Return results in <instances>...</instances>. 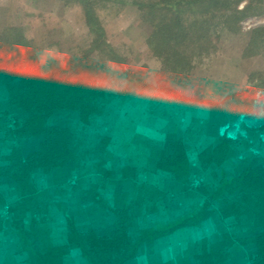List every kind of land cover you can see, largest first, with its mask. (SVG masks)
Segmentation results:
<instances>
[{
	"label": "rangeland",
	"instance_id": "1",
	"mask_svg": "<svg viewBox=\"0 0 264 264\" xmlns=\"http://www.w3.org/2000/svg\"><path fill=\"white\" fill-rule=\"evenodd\" d=\"M160 2L0 0V30L21 27L42 73L75 76L88 67L96 90L87 120L70 108L46 118L45 130L67 131L72 156L33 164L32 191L21 196L14 172L1 168L18 159L15 149L20 159L39 151L45 135L22 132L29 113L9 102L11 73L0 70V264L57 263L47 254L60 246L68 247L60 264H204L207 255L217 264L222 253L234 257L230 264H252L251 213L237 218L223 209L234 202L244 209L246 200L249 208L253 194L223 185L245 169L264 170V48L249 47L264 13L233 31L218 28L214 51L193 57L191 71H172L149 44L166 14ZM88 4L118 60L100 41L92 44ZM193 13L204 17L198 6ZM160 85L185 99L166 96ZM169 135L180 140L186 158L179 174L157 167ZM71 229L121 236L120 246L94 254L90 240L69 245ZM166 235L175 241L168 247L175 261L163 260L165 248L153 240ZM149 240L156 244L149 247ZM177 240L184 241L179 249ZM132 248L136 257L116 261L118 251ZM179 251L201 258L179 260Z\"/></svg>",
	"mask_w": 264,
	"mask_h": 264
},
{
	"label": "trees",
	"instance_id": "2",
	"mask_svg": "<svg viewBox=\"0 0 264 264\" xmlns=\"http://www.w3.org/2000/svg\"><path fill=\"white\" fill-rule=\"evenodd\" d=\"M241 2L244 3L239 6ZM139 4L143 9H155V4ZM160 4L166 14H163L156 23L155 27L158 30L153 33L154 38L149 41V44L153 52L163 59L164 69L172 71H191L193 57L205 56L214 51L215 45L212 40L217 36V30L233 31L248 16H260L264 13V0H161ZM260 4L263 5V9L259 6ZM85 6L86 23L93 33L92 44L95 45L100 41L111 52V54L107 53V56L118 60L119 57L113 51L112 46L103 40L102 26L93 16L91 7L89 4ZM194 6L200 8L204 17L195 19ZM193 15L194 19H191ZM250 46L263 50L264 25H258L251 29ZM3 68L10 70L12 78V81L6 85L9 102L29 113V117L24 120L22 132L29 131L31 134L43 132L45 135V142L39 151L31 153L25 159H20V153L15 149L13 158L18 157V159L8 167L1 168L7 173L14 172L13 177L20 188V195L24 196L25 193L32 191L28 169L33 167V164L40 166L41 163L72 156L67 145L69 140L67 131L55 127H48L45 130L46 118L57 109L70 108L78 111L81 118L87 120L88 114L91 113V104L96 90L91 84L93 82L91 76L86 73L89 71L88 67L75 73V76L58 77L57 72L42 73L34 51L24 39L23 30L19 26H8L0 30V70ZM159 90L176 99H185L171 87L160 85ZM181 147L180 140H176L172 135L167 136L166 143L160 152L161 158L157 162V167L175 174L185 171L186 158ZM223 189L239 192L250 190V193L253 194L249 208L246 200L244 209H240L238 203L234 202L229 204V209L224 208L223 210L225 215H234L237 218L243 214L251 213L254 232L249 238V247L252 249V255L249 257L252 264H264V170L245 169L229 183L224 184ZM228 210L230 213L226 212ZM147 234L153 237L152 234ZM119 237L121 236L116 238L98 236L93 231L77 233L71 229L68 243L72 245V242L75 241V245L82 247L87 240H90L91 245L94 246L92 247L94 254H107L110 248H119ZM131 244L126 240L128 248ZM205 247L206 245H204V249ZM66 248L68 247H55L47 254L48 256H57L58 262L51 260V264L61 263L62 256L67 252ZM118 252L119 254L116 256L118 262L123 259V261L130 260L135 256L134 248L131 249V252L128 249L122 253ZM223 255L224 253L220 254L221 257ZM48 256L44 257L46 261ZM208 258H210L209 255L205 256L204 264H211Z\"/></svg>",
	"mask_w": 264,
	"mask_h": 264
},
{
	"label": "crops",
	"instance_id": "3",
	"mask_svg": "<svg viewBox=\"0 0 264 264\" xmlns=\"http://www.w3.org/2000/svg\"><path fill=\"white\" fill-rule=\"evenodd\" d=\"M166 96H168V95L166 94ZM205 238H207V237H205ZM154 239L155 240L156 239L159 240V244H160L159 247L160 248L161 247H164L165 248L163 260H166V261H175V259H177L174 256H172V252H170L169 251V248H168L169 247V244L171 242L175 243V241L172 239V235H169V236L166 235V236H163V237H156V238H153V240ZM191 240H195V238L194 239H191ZM176 243L178 244V246H179L178 249H179V248H181V245H183L184 241L183 240H181V241H178L177 240ZM186 243H187V241H186ZM152 244L155 245L156 243H154L152 240L151 241L149 240L148 241V246L151 247ZM183 251H184V249L182 250V252ZM161 252H162V250H161ZM182 256H184V257H181V251L177 252V257H178L179 260L180 259L182 260V258H185L186 260H190V258H191V260H193L196 257L194 255V253L192 255H190V253H188V251L186 252V254L182 253ZM223 256H224V258L222 259L223 262H220V263H217V264H230L231 260L234 258L233 256H228L227 254H224ZM134 257H136V255ZM196 258L197 259H200L201 257H196ZM211 264H213V263H211Z\"/></svg>",
	"mask_w": 264,
	"mask_h": 264
}]
</instances>
